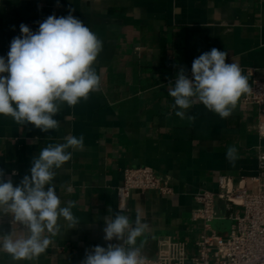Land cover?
Wrapping results in <instances>:
<instances>
[{
    "label": "crops",
    "instance_id": "obj_1",
    "mask_svg": "<svg viewBox=\"0 0 264 264\" xmlns=\"http://www.w3.org/2000/svg\"><path fill=\"white\" fill-rule=\"evenodd\" d=\"M69 13L103 42L94 65L101 91L74 107L64 105L54 117L58 129L48 132L0 115V169L14 184L30 175L32 159L43 147L62 143L69 134L84 136L83 150L72 151L54 180L62 202L75 201L72 211L80 222L69 228L61 219L62 234L52 237L38 261L24 264H81L93 246L120 243L105 241L103 228L104 218L121 207L132 220L138 208L143 212L149 225L138 240L144 241V256L155 257L166 237L183 240L187 252L195 253L201 228L191 219L194 194L252 188L264 137L247 94L227 119L193 105V122L175 115L167 89L181 67L189 75L193 60L212 48L226 51V63L239 64L249 85L264 80V0H0V56L7 57L22 23L35 32L48 16ZM233 146L239 157L234 165L226 158ZM145 165L169 177L174 192L119 196L124 169ZM216 210L212 228L228 236L232 221L224 200H217ZM9 219L0 220V231L9 230ZM0 264H11L10 257L0 256Z\"/></svg>",
    "mask_w": 264,
    "mask_h": 264
},
{
    "label": "clouds",
    "instance_id": "obj_2",
    "mask_svg": "<svg viewBox=\"0 0 264 264\" xmlns=\"http://www.w3.org/2000/svg\"><path fill=\"white\" fill-rule=\"evenodd\" d=\"M38 23L35 32L22 23L21 35L11 40L7 57L0 56V115L48 132L58 129L54 117L64 105L74 107L101 91L94 65L103 42L71 13L50 15ZM227 56L217 48L202 53L192 62L191 78L183 67L179 69L167 89L177 117L194 122L189 110L197 103L221 119L231 116L251 87L239 64L226 63ZM83 148V135L69 134L62 143L48 144L32 159L30 175H24L19 184L5 179L0 169V220L10 218L9 230L0 231V256L6 254L11 264L38 261L52 237L62 234L61 219L69 228L80 222L72 211L75 201L62 202L54 180L56 170L71 160L72 151ZM226 158L235 164L239 157L234 146L227 149ZM16 174L13 170L12 175ZM142 216L138 208L132 220L123 207L106 216L103 239L120 243L93 246L81 264H147L144 241L138 243L149 230Z\"/></svg>",
    "mask_w": 264,
    "mask_h": 264
},
{
    "label": "built area",
    "instance_id": "obj_3",
    "mask_svg": "<svg viewBox=\"0 0 264 264\" xmlns=\"http://www.w3.org/2000/svg\"><path fill=\"white\" fill-rule=\"evenodd\" d=\"M191 78V73L188 75ZM246 100L258 109V131L264 137V80L255 78ZM259 169L250 177L252 188L233 187L228 191L200 189L194 194L197 206L191 219L201 231L196 237V251L189 254L181 239L162 238L158 254L147 264H264V152L259 153ZM226 176L219 177L220 185ZM134 190H155L172 194L169 177L158 175L150 166H131L124 169L123 184L118 194L126 197ZM224 200L231 230L228 236L218 235L211 222L217 217L216 202ZM242 210V211H241Z\"/></svg>",
    "mask_w": 264,
    "mask_h": 264
}]
</instances>
